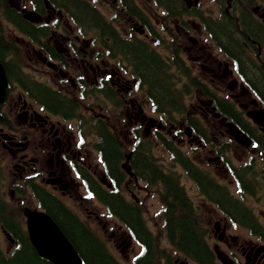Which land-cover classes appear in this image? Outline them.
<instances>
[{"label": "flooded vegetation", "instance_id": "obj_1", "mask_svg": "<svg viewBox=\"0 0 264 264\" xmlns=\"http://www.w3.org/2000/svg\"><path fill=\"white\" fill-rule=\"evenodd\" d=\"M85 1L95 9L98 18L92 22L90 29H83L76 22V18L79 17L71 15L64 5L53 3L49 5L44 0H39V4L36 0H0V6L5 2L2 15L6 4H9L13 9L14 18H22L25 22L23 25L27 24L30 27L29 31H25L18 23H12L16 30L27 37L21 40L26 42V47L32 52L30 58L36 60L33 66L25 67L26 63L20 57V74L15 77L8 75L5 65L0 61L7 75L6 97L0 104V201L3 204L5 201L2 197L6 200L5 196L8 192L12 196L11 203L14 202L12 199L14 195L18 196L20 192H24L41 205L35 195L36 191L49 193L65 204L63 200L65 196L82 195L80 189L86 187L85 181L88 179L86 176L96 182L99 180L102 184L106 180L108 167L106 170L103 167V170L98 172L94 157L96 153L101 152L99 145L102 144L103 134L108 137L116 135L112 122L115 108H121L119 114L124 113L126 116L130 139L127 143L124 141V144L129 148L147 135H154L160 142H162L160 137L168 140L176 137V134H173L175 126L168 130L172 137L168 133L164 134L160 129H155L150 134L145 128L140 132L141 124L146 120L148 125L156 123L158 128L164 125L161 119L147 118L145 112L143 113L142 104L146 98L149 99L156 113L157 110L147 93L146 85L140 79L139 72L135 71L137 69L134 62L126 52V45L133 42L153 47L159 56L170 64L172 70L178 67L179 58L186 70H189L194 77H199L208 85L212 82V85L217 86L218 89L222 80L234 77L229 85L233 82L239 85L241 92L250 97L249 103L240 105V108H235L231 104L223 105L229 110L222 111L227 115L225 116L221 112H216L215 104L222 109L216 97L213 99L207 96L206 100H202L201 112L204 117L210 114L219 117L233 138L232 133H235V130L231 124L234 122L246 132L251 142L247 144L235 138L233 141H237L244 148L252 146L255 150L264 152V117L258 115L253 118L249 115L263 108L264 102L240 72L234 57L236 53L233 55L232 52H227L219 42L217 44L215 39L210 37L212 47L218 48L224 55L223 58L218 53L210 51L209 41L203 38L201 48L208 49L204 61L213 77L210 79L207 75L206 77L194 73V64L189 63L184 57V47L178 40L179 34L191 35L189 30L197 20L199 23L196 26L204 27L203 18H236L239 22L241 18H256L264 24V0L249 3L235 0L234 5H231L234 0H228L227 8L224 0H213L212 4L216 8H208V11L203 10L201 0H187L188 5L183 1L184 9L181 13L176 6L168 10L156 0ZM106 2H110L113 8V13L110 15L100 8L101 4ZM251 3L254 4L249 5ZM242 12L248 14L243 15ZM115 18H124V21L130 24L129 28L123 30L124 32L120 31ZM153 18H156L154 22ZM157 18H163V21L172 19L175 30L165 24L162 29ZM178 23L184 25L179 26ZM0 26L3 30L1 20ZM205 31L211 36L208 30ZM3 34L5 35L4 32ZM241 40L245 44V52L254 59L264 74V48L259 45L256 48L242 38ZM10 41L16 45L17 53L23 49L18 42ZM190 41L195 42L193 36L190 37ZM196 43L199 45L200 41L196 40ZM164 46L169 50L170 55L168 52H161ZM174 73L177 75V70ZM197 91L202 93L201 90L197 89ZM192 95V92L189 93L186 99ZM135 103L138 104V110L130 114V107L135 106ZM158 114L165 119L162 113ZM132 120H135L137 125L130 127L129 122ZM176 133L181 134L183 130L177 129ZM193 134L187 130L186 140L191 141ZM200 134L204 135L201 132ZM185 138H180L177 142L184 143ZM117 139L123 148V142L118 136ZM200 145L206 147V143L201 139ZM223 150V147L216 149L219 153L215 158L218 162L217 166L231 177L238 194L231 192L225 182L219 181L214 175L212 177L225 193L234 199V206L217 207L208 199L206 193L200 190L194 179L201 199L197 207L194 205L195 211L203 209L207 202L215 207V212L210 213L212 219L208 220L209 225L208 222L206 225L200 222L198 213L196 218L198 222L195 225L198 230L204 232L206 239L210 223L214 220V234L217 240L211 248L219 253L221 259L216 255L218 264H264V161H258L252 155L244 162L234 163ZM192 161L199 169L211 175L210 169ZM161 165L167 171L170 168ZM170 165H179L183 168L182 174L188 175L184 165L178 160L171 162ZM170 170L177 171L172 168ZM127 174L129 176L132 174L131 177L137 181L140 180L130 171H127ZM176 174L179 176L180 184L183 185L180 173L176 172ZM183 187L190 197L184 185ZM124 196L129 199L127 195ZM131 197L140 203L137 194L132 193ZM23 199V196L20 197L19 204L13 203L12 208L11 204L9 207L5 204L4 210H9L15 216L16 205L22 206ZM248 200L252 204L248 203ZM25 207L27 206H23L24 209ZM0 229L10 240V244H16V240L10 238L4 227L2 215H0ZM237 229H243L247 233L239 232ZM121 237L129 245L136 241L129 230ZM168 240L173 249L169 252L161 247V241L156 238L159 251L156 264H190V261L199 264L174 241L169 238ZM141 246L144 252L145 244L141 243ZM142 253L137 254L132 263H135ZM173 253H180L178 255H184L185 258L175 256Z\"/></svg>", "mask_w": 264, "mask_h": 264}, {"label": "trees", "instance_id": "obj_2", "mask_svg": "<svg viewBox=\"0 0 264 264\" xmlns=\"http://www.w3.org/2000/svg\"><path fill=\"white\" fill-rule=\"evenodd\" d=\"M50 1L56 5H64L71 15H77L79 18H76V22L83 29H90L92 22L98 19L95 9L85 0ZM156 1L165 5L168 10L176 6L181 13L184 9L182 0ZM242 1L249 3L255 0ZM2 5H5L4 2ZM242 14L247 15L248 13L242 12ZM4 15L9 21L16 22L22 29L29 31L30 27L27 24L23 25L25 22L22 18H14L13 9L9 4L5 6ZM203 19L205 28L216 43L219 42L227 52H232L233 55L236 53L234 57H236L240 72L264 102V74L254 59L245 52V44L241 40L242 38L255 45L256 48L258 45L264 47V24L256 18H241L240 22L236 18ZM15 47L16 45L3 34L0 26V61L5 65L10 77L20 74L21 63ZM126 48L127 54L136 66L135 71L139 72L140 79L147 87L149 97L155 103L156 110L169 120L187 111L185 95L197 89L205 95L216 97L222 105L229 104L226 97L217 95V88L209 86L205 81L197 76L194 77L189 70H186L179 58L178 67L172 70L170 64L166 63L163 57H160L148 44L139 45L133 42L126 45ZM175 70H177V75L174 73ZM231 106L234 107V104L231 103ZM190 117L189 123L198 132L204 134V126L192 115ZM102 137V144L99 145L101 155L108 167V173L115 178L114 182L119 187L125 176V171L120 166L124 159L123 148L116 135L108 137L104 133ZM160 138L172 153L173 159L184 165L188 175L196 180L200 190L206 193L209 200L214 201L219 208H224L226 205L234 206V199L225 193V190L210 174L199 169L189 155L180 150L172 140ZM150 144V140L139 139L132 148V156L128 162L131 170L146 182L147 187H158L157 191L164 203L163 214L168 238L196 259L199 264H218L213 250L204 237V232L198 230L195 225L198 222L195 206L183 185L180 184L179 176L170 169L168 171L164 169L153 154ZM86 177L91 193L96 195L107 206L109 212L130 229L137 240L145 244L144 252L134 264H156V257L159 254L158 244L156 237L147 226L143 207L133 200L125 199L118 188L108 190L99 182L93 181L91 177ZM35 195L75 245L85 264H122L108 250L102 238L77 214L49 193L36 191ZM5 204L0 201V215H2L4 226L16 237L18 244L9 254H6L0 247V264H53L39 255L26 231L17 221L18 218L9 210H4Z\"/></svg>", "mask_w": 264, "mask_h": 264}, {"label": "rangeland", "instance_id": "obj_3", "mask_svg": "<svg viewBox=\"0 0 264 264\" xmlns=\"http://www.w3.org/2000/svg\"><path fill=\"white\" fill-rule=\"evenodd\" d=\"M213 0H201V6L204 11H208V8L213 9L214 5L212 4ZM225 7L227 8V0H224ZM238 4V3H237ZM234 5V3H233ZM100 6V5H99ZM101 10L104 11L107 15H110L112 12L111 4L110 2H106L104 4H101ZM216 8V6L214 7ZM156 19V18H155ZM153 18V22L155 21ZM160 20L161 28L165 26H168V28L174 29V23L172 22V19H165L163 21V18H157ZM195 19V18H194ZM193 26H191L189 32L191 35H184L179 34L178 40L182 43L184 47L183 55L184 57L194 64V73L198 75H204L207 78L212 79L211 72H209L207 68V64L204 61V57L208 53L207 47H204V50L202 47V41L203 38L205 40H208L210 43V51H214L216 54L218 53L219 56L223 57L224 55L220 52V50L216 47H212V39L205 29L201 26H196V24L199 23V21H196ZM2 26H3V32L9 38L10 40L18 42L22 46V50L19 52L20 57L23 58L25 64V67H28L29 65L33 66V63L36 62L35 59H31L30 56L32 55V52L29 48L26 47V42L21 40L23 37L27 38L24 34L20 33L19 30H16L14 28L13 24L7 23L2 19ZM115 23L120 31H123L125 29H128L130 24L124 21V18H115ZM183 23H178L179 26H182ZM184 25V24H183ZM163 29V28H162ZM124 32V31H123ZM165 32V31H164ZM193 36L195 39V42L192 43L190 41V37ZM20 37V39H18ZM188 37V38H187ZM202 37V39H201ZM196 40L200 41V44L198 45L196 43ZM211 41V42H210ZM190 46V48H189ZM159 49V48H158ZM161 52L165 53L168 52L170 55L169 50L166 49V47L161 48ZM224 58V57H223ZM191 60V61H190ZM233 73L236 76L235 71ZM234 77H230L226 79L225 81L219 83V91L222 95H227L229 98L235 103V105L240 108V105L249 103V98L246 94H243L241 92V88L239 85H236V83H231L229 85L230 81L233 80ZM208 82L209 79H207ZM212 85V82L209 84ZM217 88V86H215ZM200 91L193 92V95L187 99V107L188 110L191 112L194 110L195 114L200 118V120L203 122V124L207 128V132L209 135L210 140H214L213 142L215 145H212L211 141L206 143V147H202L200 144V141H190L186 140V132L183 131V133H176V130L178 128H181L185 130V128L188 126V124L183 120L180 123L174 124V125H168L160 116L158 113H156L152 109L151 102L148 98H146L143 101L142 107H143V113L147 115V118L149 117H156L162 120V123L164 126L161 128H158L156 123L147 124V120L142 123V128H140V132L143 131L145 128L148 132V134L153 133L155 129H160L164 134L168 133V130L170 128L174 127V133L176 134V137H174V140L176 143L180 146V148L183 151H186L190 154V156L202 167L208 168L211 170V175H214L219 181L225 182L228 186L231 192H236L237 188L234 182L231 180V177L228 176L226 173H223V171L220 169L218 165V162L216 161V157L219 156V153L216 152V147H223V142L228 141L230 139V134L228 133V130L225 128L224 124L221 123L219 117L214 116L210 114L207 117H204L201 112V107L203 106L202 100H206L207 97L203 95L202 93H199ZM130 114H132L135 110H138V104L135 103V106L130 107ZM121 108H115L113 110V118L112 122L114 125V132L120 138L121 142L126 141L130 139V134L127 130V119L125 114H119V110ZM247 110V109H246ZM245 114V112H243ZM181 117V116H180ZM132 118V117H131ZM140 120V118L138 119ZM130 127H133L134 125H137L135 123V120L129 122ZM170 137H172V134L168 133ZM180 138H185L184 143H179L177 140ZM201 138V137H200ZM232 138V137H231ZM150 139L153 141L154 144V152L155 155L159 158V161L161 164H164L168 169H175L176 172L180 173L181 182L185 186L188 194L190 195L194 205H196L200 202V192L198 190V187L195 185L193 179H191L188 175L182 174L183 168L179 165H170L172 161V158L170 154L158 143L155 141V137L150 136ZM160 145V146H159ZM215 146V147H214ZM230 148L226 150L227 155L231 158V160L234 163H238L239 161L244 162L247 160L250 156H254L255 159L258 161H264V152L261 153L258 150H255L252 146L248 148L242 147L238 142H233L230 145ZM224 152V151H223ZM95 154V153H94ZM94 161H97V167L98 172L102 171V163L99 159L97 153L95 154ZM134 186V187H133ZM131 189V191H129ZM81 192H83L82 195L74 196L67 195L63 198V200L66 202L67 205H69L89 226H91L97 234H99L102 239L107 244L108 248L111 250V252L123 263V264H132L133 258L142 251V247L138 242L132 243V245L126 244L121 237L122 234H127V230L125 226L117 220L115 217L111 216L107 213L105 207L100 202L91 200V199H85L84 193L85 190L83 188L80 189ZM128 197L132 198V193L137 194L140 197V204L144 208V216L146 219V223L148 224L149 228L152 230V232L155 234L157 239L161 241V247L165 249L166 251H172V247L169 244V240L165 234L164 231V224H163V214L161 212L163 208V203L161 201L160 195L156 191H151V189L147 188L145 183L143 181H137L134 177H131V175L127 176L125 183L123 185L122 189ZM60 193V192H59ZM25 195V196H24ZM24 200L22 206H29L34 207L36 206V200L32 199L28 196V194H24ZM10 192L6 194V198L9 200L11 199ZM14 202L16 204H19L20 197L19 195H14L13 198ZM199 201V202H198ZM248 203L252 204L250 200H248ZM255 204V203H253ZM17 206V205H16ZM215 207L207 202V204L204 205L203 209H199L196 212L198 213V219H200V222H203L205 225L208 222L209 225V219L212 217L210 216V213L213 211L215 212ZM17 210L21 211L22 209L19 207ZM212 219V218H211ZM209 232L206 233V239L210 245V247L213 248L214 243L216 242V236L214 234V220L211 221L209 226ZM239 232H246L243 229H237ZM0 246L5 252H9L14 246L10 244L2 230L0 229ZM175 256H181L183 259L184 255H178L176 253H173ZM190 264H196L192 263L190 261Z\"/></svg>", "mask_w": 264, "mask_h": 264}, {"label": "water", "instance_id": "obj_4", "mask_svg": "<svg viewBox=\"0 0 264 264\" xmlns=\"http://www.w3.org/2000/svg\"><path fill=\"white\" fill-rule=\"evenodd\" d=\"M7 77L0 62V103L5 98ZM250 113L254 118L264 117V109ZM237 137L247 136L236 129ZM27 215V230L37 252L55 264H83L78 251L51 215L40 209H30Z\"/></svg>", "mask_w": 264, "mask_h": 264}]
</instances>
